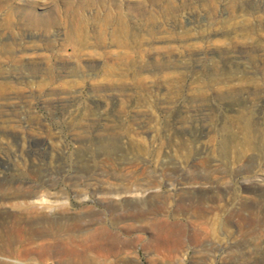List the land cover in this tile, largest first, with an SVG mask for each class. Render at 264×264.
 Listing matches in <instances>:
<instances>
[{
	"label": "rangeland",
	"instance_id": "rangeland-1",
	"mask_svg": "<svg viewBox=\"0 0 264 264\" xmlns=\"http://www.w3.org/2000/svg\"><path fill=\"white\" fill-rule=\"evenodd\" d=\"M28 200L117 264H264V0H0V222Z\"/></svg>",
	"mask_w": 264,
	"mask_h": 264
},
{
	"label": "bare ground",
	"instance_id": "bare-ground-1",
	"mask_svg": "<svg viewBox=\"0 0 264 264\" xmlns=\"http://www.w3.org/2000/svg\"><path fill=\"white\" fill-rule=\"evenodd\" d=\"M12 206L14 210L11 211L10 216L13 220L7 223L0 222V254H27L28 256L30 255V257H35L38 261H44L48 256L56 255V262L58 264H117L115 255H113V257L110 256L119 248L117 244L119 242L117 233L119 232H117L116 229L110 228L105 224H100L93 228L89 227V229L85 231L83 230V233L77 237V235L67 233V230L71 227L67 219L73 218V216L69 214L62 215V217L65 218L64 223L59 224L61 229L60 232L63 233H59V231L51 230V226H54L50 223L51 216L39 210L37 202L35 203L34 200L15 202ZM60 206L62 205H57V208ZM20 217L27 218V221L23 224L20 223ZM153 225L156 227H167L169 223L160 220L156 222V225ZM24 228L29 231L41 229V233L46 231L45 234H50L52 239L36 246L18 248L15 246L16 238ZM74 238H80V241L76 242Z\"/></svg>",
	"mask_w": 264,
	"mask_h": 264
}]
</instances>
